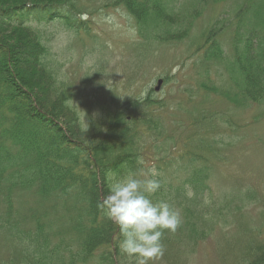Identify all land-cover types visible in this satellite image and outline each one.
<instances>
[{
  "label": "rangeland",
  "instance_id": "rangeland-1",
  "mask_svg": "<svg viewBox=\"0 0 264 264\" xmlns=\"http://www.w3.org/2000/svg\"><path fill=\"white\" fill-rule=\"evenodd\" d=\"M190 1L164 0L171 39L156 38L150 30L143 37L126 8L108 0H80L72 28L60 19L31 24L42 32L52 69L66 81L82 119L96 116L101 104L116 108L146 96L157 102L153 114L164 122L157 138L172 139L157 147L147 133L138 144L144 161L139 170L174 161L162 179L177 186L193 167L206 165L202 202L181 198L175 204L181 216L185 210L195 213L193 219L197 210L204 213L199 222L182 216L176 232L187 234L195 223L204 235L178 240L155 264H239L247 258V241L264 245V104L238 93L237 68L231 66L243 50L239 38L248 37L256 17H238L245 0ZM30 197L18 196L13 219L19 222L33 205ZM5 236L0 232V264H20L14 236ZM98 248L99 256L106 248Z\"/></svg>",
  "mask_w": 264,
  "mask_h": 264
},
{
  "label": "trees",
  "instance_id": "trees-1",
  "mask_svg": "<svg viewBox=\"0 0 264 264\" xmlns=\"http://www.w3.org/2000/svg\"><path fill=\"white\" fill-rule=\"evenodd\" d=\"M108 1L126 8L143 37L149 30L162 40L174 36L165 31L172 23L164 0ZM79 2L0 0V232L15 237L10 238L19 247L16 258L20 264H130L115 240L119 236L116 226L98 204L107 193L110 174L119 177L129 170L141 172L138 144L145 141L147 133L158 142L157 147L172 139L157 138L164 134V122L161 115L153 114L159 106L150 96L128 100L116 108L101 104L89 120L76 111L66 81L52 69L42 32L31 23L60 19L73 26ZM242 5L238 17L254 15L256 22L248 25L246 39L239 38L243 50L231 66L237 68L238 93L247 101L264 104V0H245ZM11 33L17 35L15 40ZM208 38L206 52L210 53L214 45ZM160 164L156 169L163 184L154 200L202 202L198 193L205 187L206 165L193 167L180 185L173 186L162 177L174 161L165 159ZM186 184L195 191L192 199L185 195ZM29 193L34 195V199L30 197L33 205L19 223L13 219L15 201ZM203 214L197 210L193 219L195 213L185 210L182 216L199 222ZM193 224L194 230L190 227L187 234L164 235L165 249L180 239L203 236V229ZM247 242V258L239 264H264V245H256V240ZM98 247L106 248L99 256Z\"/></svg>",
  "mask_w": 264,
  "mask_h": 264
},
{
  "label": "clouds",
  "instance_id": "clouds-1",
  "mask_svg": "<svg viewBox=\"0 0 264 264\" xmlns=\"http://www.w3.org/2000/svg\"><path fill=\"white\" fill-rule=\"evenodd\" d=\"M144 165L142 158L137 161ZM155 165L146 166L139 174L129 170L123 176L108 177L107 193L98 207L105 218L116 226L118 248L131 264H155L163 257L165 232L175 233L182 224L181 211L167 199H153L161 190L162 180ZM188 199L195 196L191 185H185Z\"/></svg>",
  "mask_w": 264,
  "mask_h": 264
},
{
  "label": "water",
  "instance_id": "water-1",
  "mask_svg": "<svg viewBox=\"0 0 264 264\" xmlns=\"http://www.w3.org/2000/svg\"><path fill=\"white\" fill-rule=\"evenodd\" d=\"M160 83H161V81L159 80V81H158V85H159ZM157 89H158V87H157Z\"/></svg>",
  "mask_w": 264,
  "mask_h": 264
}]
</instances>
